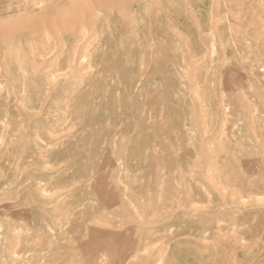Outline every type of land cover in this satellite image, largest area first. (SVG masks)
Returning <instances> with one entry per match:
<instances>
[{
  "label": "rangeland",
  "instance_id": "1",
  "mask_svg": "<svg viewBox=\"0 0 264 264\" xmlns=\"http://www.w3.org/2000/svg\"><path fill=\"white\" fill-rule=\"evenodd\" d=\"M0 264H264V0H0Z\"/></svg>",
  "mask_w": 264,
  "mask_h": 264
},
{
  "label": "bare ground",
  "instance_id": "2",
  "mask_svg": "<svg viewBox=\"0 0 264 264\" xmlns=\"http://www.w3.org/2000/svg\"><path fill=\"white\" fill-rule=\"evenodd\" d=\"M189 1H190V0H189ZM151 2H152V1H151ZM153 2H154V1H153ZM153 2H152V3H153ZM152 3H151V4H152ZM154 3H155V2H154ZM151 4H148V6L150 5L151 7H153ZM155 5H156V4H155ZM155 5H154V6H155ZM159 5H160V4H159ZM150 6H149V7H150ZM149 7H148V8H149ZM160 7H161V6H160ZM143 8H144V7H143ZM149 9H150V8H149ZM153 9H154V8H153ZM140 10H141V9H140ZM158 10H160V9L158 8ZM138 11H139V10H138ZM150 12H151V11H150ZM157 12H158V11H157ZM160 13H161V12H160ZM164 13H165V12H163V14H164ZM149 16H151V15L149 14ZM156 16L158 17V15H156ZM137 17H138V16H137ZM139 17L141 18V16H139ZM168 18H169V17H168ZM168 18H167V19H168ZM96 19H97V18H95V20H96ZM150 19H152V18H150ZM171 19H172V18H171ZM153 20H154V18H153ZM130 22H131V21H130ZM151 22H152V21H151ZM137 23H138V22H137ZM172 23H173V22H172ZM172 23H171V24H172ZM94 24H95V23H94ZM131 24H132V22H131ZM166 24H167V23H166ZM92 25H93V24H92ZM92 25H91V27H93ZM151 25H152V24H151ZM173 25H174V24H173ZM88 26H89V24H88ZM94 26H95V25H94ZM161 26H162V25H161ZM135 27H136V25H135ZM173 27H174V26H173ZM173 27H172V28H173ZM176 27H177V26H176ZM87 28H88V27H87ZM96 28H97V27H96ZM96 28L94 27V29H96ZM136 28H137V27H136ZM172 28H170V29H172ZM94 29H93V30H94ZM132 29H133V28H132ZM200 29H201V28H200ZM111 30H112V29H111ZM157 30H158V29H157ZM109 31H110V29H109ZM126 32H127V31H126ZM153 32H154V31H153ZM92 33H93V32H92ZM159 33H160V32H159ZM164 33H165V32H164ZM154 34H155V33H154ZM93 35H94V34H93ZM93 35H92V36H93ZM150 35H152V34H150ZM97 36H98V35H97ZM97 36H96V37H97ZM133 36H134V35H133ZM77 38H78V37H77ZM88 38H90V37H88ZM78 40H79V39H78ZM80 41H82V40H80ZM86 41H87V40H86ZM116 42L118 43V41H116ZM128 43H129V42H128ZM181 43H182V42H181ZM151 44H153V43H151ZM74 45H75V44H74ZM101 45H102V43H101ZM117 46H118V45H117ZM73 47H74V46H73ZM118 47H119V46H118ZM79 48H81V47H79ZM126 48L128 49V47H126ZM183 51H184V50H183ZM122 52H123V51H122ZM77 54H78V53H77ZM151 54H152V53H151ZM152 55H153V54H152ZM76 56H77V55H76ZM82 56H83V55H82ZM74 61H75V60H74ZM75 62H76V61H75ZM79 62H80V61H79ZM87 62H88V61H87ZM76 65H77V64H76ZM158 73H159V72H158ZM82 91H83V90H82ZM172 101H173V100H172ZM98 104H99V103H98ZM93 105H94V104H93ZM95 105H96V104H95ZM68 107H69V106H68ZM75 108H76V107H75ZM69 113H70V112H69ZM205 116H206V115H205ZM140 117H141V116H140ZM141 118H142V117H141ZM143 120L145 121V119H143ZM78 121H79V120H78ZM78 121H77V122H78ZM60 123H61V122H60ZM61 124H62V123H61ZM76 124H77V123H76ZM59 126H60V125H58V127H59ZM101 128H102V127H101ZM139 128H140V127H139ZM51 130H55V129H51ZM44 131H45V130H44ZM76 131H77V130H76ZM87 132H88V131H87ZM119 133H120V132H119ZM121 133H122V132H121ZM115 134H116V133H115ZM118 135H119V134H118ZM120 136H121V135H120ZM78 137H79V136H78ZM120 141H121V140H120ZM79 144H80V143H79ZM121 144H122V143H121ZM132 145H133V144H132ZM80 146H81V145H80ZM118 147H119V146H118ZM114 149H115V148H114ZM118 149H119V148H118ZM120 149H121V148H120ZM123 149H124V148H123ZM134 151H135V150H134ZM75 154H76V153H75ZM114 187H115V186H114ZM124 198H125V197H124ZM99 200H100V199H99ZM139 215H140V214H139ZM128 256H129V255H128Z\"/></svg>",
  "mask_w": 264,
  "mask_h": 264
}]
</instances>
